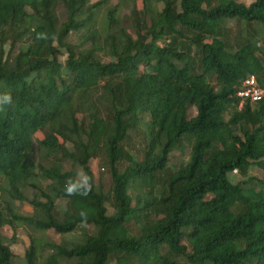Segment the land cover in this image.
Wrapping results in <instances>:
<instances>
[{
    "label": "trees",
    "instance_id": "obj_1",
    "mask_svg": "<svg viewBox=\"0 0 264 264\" xmlns=\"http://www.w3.org/2000/svg\"><path fill=\"white\" fill-rule=\"evenodd\" d=\"M110 1L0 0V94L13 97L0 106V264L14 258L5 227L27 230L26 264H264V183L228 178L264 159V100L239 111L236 96L248 76L264 86V52L243 36L264 27V0H143V13L139 0ZM99 158L108 194L91 170ZM77 168L87 196L66 193ZM27 189L42 199L34 216L16 209ZM51 230L75 240L58 245Z\"/></svg>",
    "mask_w": 264,
    "mask_h": 264
},
{
    "label": "rangeland",
    "instance_id": "obj_2",
    "mask_svg": "<svg viewBox=\"0 0 264 264\" xmlns=\"http://www.w3.org/2000/svg\"><path fill=\"white\" fill-rule=\"evenodd\" d=\"M92 4H95L97 2H99L100 0H91ZM239 2H242L246 5H250L252 2H254V0H239ZM119 3V0H111L110 1V5L115 6ZM161 9L163 8V6H159ZM137 8L139 13H143L144 11V2L143 0H139L137 2ZM122 16L124 17L125 21H126V25H127V29L128 32L131 35H135V28L133 26V23L130 19V11L124 10ZM57 17L59 19L60 23H64L67 20V13L64 10L58 11L57 12ZM236 21L232 20L228 22V27L230 28H236ZM263 25H258V24H254L252 25V27H249L247 29V33L244 32L243 36H245V38L251 40L253 42V44L257 47V48H261V50L264 52V32H263ZM260 31L257 34H255L256 31ZM68 42L72 45L75 46H79L81 44L80 41V36L76 33H72L70 35V37L68 38ZM65 60V57H61V62L63 63ZM102 60L103 62H108L109 58L102 56ZM97 94H94V99H96ZM104 104V103H103ZM102 106V105H101ZM190 118H193L197 115V111L195 108H191L190 109ZM80 118L82 119V116L80 115ZM144 121L147 122L150 119L149 115H144ZM144 125L141 124L139 126V130L136 133H133L132 135V146H136V148L138 147V145H140L143 142V132L144 131ZM38 139H43V135L42 134H38L37 135ZM190 149H191V143H186L185 148H184V156L182 155V152H176L173 154V157L171 159V163H170V168L174 171H177L179 169H181L183 166H185L188 163L189 160V156H190ZM132 154L134 155V150L131 151ZM36 160L38 163H41V160L38 159V154L36 153ZM66 170H71L72 166L67 163L64 165ZM78 169V181L83 182L84 180V173L83 170L81 168H77ZM91 170L95 176V180H96V184L98 187H100L104 193L110 192L111 189V185H112V178L111 175L109 173V169L107 167V165L104 163L103 160L99 159H95L91 162ZM255 180V179H253ZM44 183L47 185L49 184L48 181L44 180ZM235 183V182H234ZM237 184V182H236ZM246 188H255L256 190H260L261 186L256 183L255 181H251L249 183V185L246 186ZM131 194L133 196H135L136 192H131ZM26 197L29 200L28 202H23V203H17L16 205V209L18 211V213L25 215V216H34L35 214H37L38 212H36V210L33 208V206L30 204L31 201L39 199L42 200L39 197V194L36 190L33 189H27L25 192ZM60 207H63L65 202L61 201L58 203ZM107 208L109 211V215H113L115 213L114 209L110 206V204H107ZM2 237H3V241L5 244L10 245L13 253H14V258L12 261V264H26L25 263V251L26 248L29 244V237H28V232L27 230L24 229H11L10 227H5L2 229ZM46 236L54 243L60 245L64 240H75L74 236H68V237H62L60 235H58L55 231L51 230L49 232L46 233ZM16 238V241H13V239ZM39 253L42 256V258L47 259L48 257H50L53 254V250L45 248L43 246H41V248L39 249Z\"/></svg>",
    "mask_w": 264,
    "mask_h": 264
},
{
    "label": "built area",
    "instance_id": "obj_3",
    "mask_svg": "<svg viewBox=\"0 0 264 264\" xmlns=\"http://www.w3.org/2000/svg\"><path fill=\"white\" fill-rule=\"evenodd\" d=\"M236 96L239 99L238 110L242 111L247 104L255 105L264 100V86L255 76H248L243 80Z\"/></svg>",
    "mask_w": 264,
    "mask_h": 264
},
{
    "label": "clouds",
    "instance_id": "obj_4",
    "mask_svg": "<svg viewBox=\"0 0 264 264\" xmlns=\"http://www.w3.org/2000/svg\"><path fill=\"white\" fill-rule=\"evenodd\" d=\"M13 97L10 92L0 94V106L9 105L12 103ZM92 189L91 178L85 174L83 182H66L65 190L68 195L87 196ZM81 216L86 219V214L81 213Z\"/></svg>",
    "mask_w": 264,
    "mask_h": 264
},
{
    "label": "crops",
    "instance_id": "obj_5",
    "mask_svg": "<svg viewBox=\"0 0 264 264\" xmlns=\"http://www.w3.org/2000/svg\"><path fill=\"white\" fill-rule=\"evenodd\" d=\"M264 166V159L261 163V165L258 164H254L251 168H250V171H249V175L248 177H243L238 171L237 172H233L231 173L228 178L230 180V182L232 184H235L236 185V182L237 184L240 183V182H246L248 181L250 178L252 179H255V182L258 183L260 186L262 183H264V169L263 167ZM235 182V183H234Z\"/></svg>",
    "mask_w": 264,
    "mask_h": 264
}]
</instances>
